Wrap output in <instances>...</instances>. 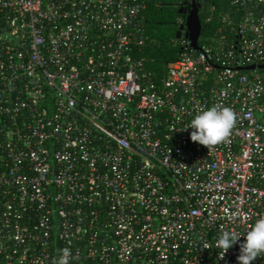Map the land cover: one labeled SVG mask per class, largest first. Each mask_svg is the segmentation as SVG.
<instances>
[{
    "label": "built area",
    "instance_id": "1",
    "mask_svg": "<svg viewBox=\"0 0 264 264\" xmlns=\"http://www.w3.org/2000/svg\"><path fill=\"white\" fill-rule=\"evenodd\" d=\"M149 2L0 0V264H239L213 241L264 218V0L162 78ZM214 105L237 122L209 149L181 128Z\"/></svg>",
    "mask_w": 264,
    "mask_h": 264
},
{
    "label": "clouds",
    "instance_id": "2",
    "mask_svg": "<svg viewBox=\"0 0 264 264\" xmlns=\"http://www.w3.org/2000/svg\"><path fill=\"white\" fill-rule=\"evenodd\" d=\"M237 122V115L230 107L214 105L201 110L190 123L181 129L191 127V140L207 146L209 149L224 142L231 134ZM241 237H244L241 240ZM239 243V264H252L257 257H264V218L255 220L251 227L233 230L221 228L213 241L214 248L224 254ZM205 244L204 248H207ZM69 251H62L57 264H69Z\"/></svg>",
    "mask_w": 264,
    "mask_h": 264
},
{
    "label": "trees",
    "instance_id": "3",
    "mask_svg": "<svg viewBox=\"0 0 264 264\" xmlns=\"http://www.w3.org/2000/svg\"><path fill=\"white\" fill-rule=\"evenodd\" d=\"M198 3L203 24L199 43L203 45L211 40L217 30L219 26L218 10L222 6L226 7L227 2L226 0H198ZM185 4V0H150L145 11L148 32L158 40V43L150 46L144 55L149 59V69L158 78L164 77L167 72V66L182 56L184 50L182 40L186 39L187 14L181 9ZM212 5H217L218 8L214 13L213 22L206 25L205 17L211 13ZM182 27H185V30ZM179 31L183 32V37L185 38H177Z\"/></svg>",
    "mask_w": 264,
    "mask_h": 264
},
{
    "label": "water",
    "instance_id": "4",
    "mask_svg": "<svg viewBox=\"0 0 264 264\" xmlns=\"http://www.w3.org/2000/svg\"><path fill=\"white\" fill-rule=\"evenodd\" d=\"M182 29L185 30V27H182ZM202 29H203V24L200 16V5L197 0H194L191 9L187 14L186 33H185V37L190 40L191 47L194 49L200 48L199 41L202 35ZM182 37H183V32L179 31L177 34V38L181 39ZM254 68H255L254 65L247 67V69H254ZM261 68H264V66H261Z\"/></svg>",
    "mask_w": 264,
    "mask_h": 264
},
{
    "label": "flooded vegetation",
    "instance_id": "5",
    "mask_svg": "<svg viewBox=\"0 0 264 264\" xmlns=\"http://www.w3.org/2000/svg\"><path fill=\"white\" fill-rule=\"evenodd\" d=\"M185 1H186V4L182 7L181 11H183V12L188 14V12L190 11L194 0H185Z\"/></svg>",
    "mask_w": 264,
    "mask_h": 264
}]
</instances>
